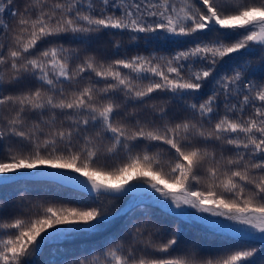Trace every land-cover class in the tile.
<instances>
[{"label":"snow or ice","instance_id":"6c2138e0","mask_svg":"<svg viewBox=\"0 0 264 264\" xmlns=\"http://www.w3.org/2000/svg\"><path fill=\"white\" fill-rule=\"evenodd\" d=\"M37 183L0 201V264H258L264 0H0V190Z\"/></svg>","mask_w":264,"mask_h":264},{"label":"trees","instance_id":"16d2710c","mask_svg":"<svg viewBox=\"0 0 264 264\" xmlns=\"http://www.w3.org/2000/svg\"><path fill=\"white\" fill-rule=\"evenodd\" d=\"M17 2L19 3L20 0H17ZM115 39H120L119 37H109L107 35L100 37L99 39L93 40L91 43V48L88 49V51L90 53H92L94 50H98L100 55H105V56H111L113 53V49H112V41H114ZM171 39L175 40V39H180L177 37H172ZM61 43H64L65 46H71V47H77L78 45L76 43H71V45H69V42L67 40L64 41H60ZM121 43L123 46H125L127 48V52L126 54L128 56H131L133 54H135L137 51H144V43L143 41H140L138 46H134L132 44H129L127 36H125L122 40ZM80 47H84V45H79ZM125 47L121 48V53L125 54ZM154 46H149L148 50L151 51L153 50ZM155 51L158 54H167V52L172 51V49H161V48H155ZM146 54V53H145ZM248 59V58H245ZM253 59V64L256 63V58H252ZM159 101H157L158 103ZM170 107L175 109V105H170ZM39 170H57V169H51L48 168L47 166H42L40 169H33L31 170L32 172H36ZM23 171H27V170H23ZM9 175H13V174H9ZM23 185H12L9 188L6 189H2L0 190V201L4 202L5 204V208H4V212L9 213L13 210L14 206H16L19 202L21 197L23 196L25 201L28 202L29 204L31 203H39V202H43L45 200H53L56 199V195H54L55 193H58V189H55L51 186H45L44 184H33L30 185V191L25 193L22 191ZM95 194H93L94 196ZM130 196H125L122 197L119 200H104V203L106 204H110L111 209L113 211L123 207L126 205L127 201L130 199ZM193 213H195V215L200 216L203 215L202 213H197L195 212L194 209L191 210ZM143 219H150L151 222L156 223L159 225L160 222V217L158 214H153L152 217H142V216H134L133 218V223L138 222L140 220ZM173 227H178L180 228V231L182 234L186 235V236H191V235H195L198 231H201L203 229L202 225L199 224H192L189 225L187 223H181V222H173L172 224ZM117 239H119V237H117ZM251 247H254L256 249H259V244H254ZM44 257H41V260H43ZM74 259V257L69 256L68 260L65 262V264H71V261ZM264 260V250H259L257 253V262L258 264H260V261Z\"/></svg>","mask_w":264,"mask_h":264},{"label":"rangeland","instance_id":"374dc122","mask_svg":"<svg viewBox=\"0 0 264 264\" xmlns=\"http://www.w3.org/2000/svg\"><path fill=\"white\" fill-rule=\"evenodd\" d=\"M56 171H59V170H56ZM203 216H208L209 219H223L222 217H211L209 214L207 213H202Z\"/></svg>","mask_w":264,"mask_h":264},{"label":"water","instance_id":"95a60500","mask_svg":"<svg viewBox=\"0 0 264 264\" xmlns=\"http://www.w3.org/2000/svg\"><path fill=\"white\" fill-rule=\"evenodd\" d=\"M39 171L56 172V170H39ZM36 172H37V171H36Z\"/></svg>","mask_w":264,"mask_h":264},{"label":"bare ground","instance_id":"6f19581e","mask_svg":"<svg viewBox=\"0 0 264 264\" xmlns=\"http://www.w3.org/2000/svg\"><path fill=\"white\" fill-rule=\"evenodd\" d=\"M48 172V171H47Z\"/></svg>","mask_w":264,"mask_h":264}]
</instances>
